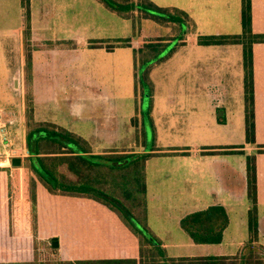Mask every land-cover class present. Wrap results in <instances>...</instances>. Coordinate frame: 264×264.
Returning <instances> with one entry per match:
<instances>
[{"label": "crops", "instance_id": "0c3cea01", "mask_svg": "<svg viewBox=\"0 0 264 264\" xmlns=\"http://www.w3.org/2000/svg\"><path fill=\"white\" fill-rule=\"evenodd\" d=\"M25 1L30 43L35 45L30 52L34 120L52 123L81 137L88 142L91 154L155 153L147 158L142 172L147 222L150 212L158 208L157 203L168 201V217L174 226L166 233L172 239L167 242V238H162L161 243L166 251H188L179 256H231L248 242L247 213L251 202L247 195L245 157L254 154L258 243L264 244V152H258L259 146H264V0H250L251 31L260 40L251 44L254 144L245 141L242 46L197 42L198 36L241 33V0H150L160 7L185 13L182 40L166 60L153 64L150 70L152 74L156 68L166 69L172 64V77L166 83L172 92L159 97L155 87L151 92L155 151L145 150L150 148L146 140L140 142V118L135 124L131 122L140 116L135 96L124 100L110 95L116 98L111 99L97 91L98 79L113 70L112 57L117 56L114 53L128 48L107 47L114 39L130 37L131 25L130 19L117 15L99 0H0V74L5 84L0 85V105L5 104L8 110L12 104L13 93L2 91L9 90L10 83L16 89L12 84L16 80L12 77L15 64L22 52L23 57L26 53ZM115 24L119 28H114ZM171 24L172 38L182 35L180 26ZM131 64L134 69L135 59ZM68 94L75 98L68 99ZM9 122V129L16 131L17 124L20 125L17 119L12 117ZM20 126L21 143L27 152L24 117ZM145 132L149 137L152 130L147 127ZM240 145L243 154L236 152L239 149L235 146ZM205 147H229L230 151L204 154ZM23 157L20 167H9L0 160V167L7 169L0 171V249L7 240L13 247L8 250H16L17 241H26L32 235L14 233L13 199L25 200L23 189L18 195L14 189L23 185L24 174L30 176ZM42 189L37 182L36 191ZM54 198L60 202L55 216L40 212L41 216L52 218L53 227L36 234L38 240L56 238V248L63 258L137 255V238L107 207L86 197ZM213 205L224 207L228 217L222 240L217 244H195L181 229L180 220ZM8 219L11 237H7ZM232 220L235 226L229 231ZM239 231L242 235L236 238Z\"/></svg>", "mask_w": 264, "mask_h": 264}, {"label": "trees", "instance_id": "16d2710c", "mask_svg": "<svg viewBox=\"0 0 264 264\" xmlns=\"http://www.w3.org/2000/svg\"><path fill=\"white\" fill-rule=\"evenodd\" d=\"M106 8L117 15L130 19L133 11H137L138 19L152 20L158 24L177 23L182 35L176 38H160L157 43H145L143 48L134 49L136 84L141 88L138 113L143 127V135L150 127V148L155 151L154 131L150 117L151 86L147 73L153 64L166 60L173 52L185 33V13L177 8L160 7L150 0H99ZM26 6L25 38V68L26 80V125L25 144L28 152V167L30 170L29 198L31 208L36 206V183L39 182L53 195L84 196L95 200L114 212L124 226L137 238L138 250L136 256L120 257H85L63 258L57 248L51 246L52 237L38 240L35 231V215L33 234L26 241H17L16 250H8L7 240L0 249V264H264V254L260 253L254 243L258 242L256 169L255 155H246V185L247 195L251 202L248 210L249 239L240 252L235 255H205L169 257L165 248L146 225L145 182L142 176L144 163L155 153H106L91 154L87 141L74 133L52 123L35 121L33 117V96L31 88V55L28 50L30 40V24L28 3ZM250 0H241V26L239 34L198 36L200 45L240 44L243 61V95L245 141L255 143L254 122V92L251 44L260 41L259 36L251 31ZM264 41V35L262 36ZM117 47H128L129 38L114 39ZM114 47V46H113ZM108 48H112L108 46ZM137 71L139 74H137ZM143 90V91H142ZM148 92V103L144 96ZM146 102V104H145ZM137 109V106H136ZM136 119H134L135 121ZM218 121L223 119L218 118ZM258 152H264V146H259ZM223 148V149H222ZM229 147H205L204 154L216 152L228 153ZM236 152L243 145L235 146ZM222 149L223 151H217ZM233 152V151H231ZM0 171H7L1 168ZM9 191L10 182L7 183ZM119 189L122 197L115 194ZM113 189V190H112ZM139 194L140 196H137ZM131 202V204L129 203ZM129 203V204H128ZM130 205V207L128 206ZM7 213L10 208L8 205ZM9 224V219H8ZM228 224V217L221 205L209 206L204 210L195 211L180 220L181 229L195 244H217L222 240V234ZM7 237H11L10 224ZM2 239V237L0 238ZM264 252V247L259 246Z\"/></svg>", "mask_w": 264, "mask_h": 264}, {"label": "rangeland", "instance_id": "374dc122", "mask_svg": "<svg viewBox=\"0 0 264 264\" xmlns=\"http://www.w3.org/2000/svg\"><path fill=\"white\" fill-rule=\"evenodd\" d=\"M137 14H138L137 11H133V13L131 14L132 18H130V22H131L130 32H129L130 37H128L130 39L129 46H128L129 49L123 48L121 50H118V52L114 53V54L117 53L116 54L117 56L115 57L114 55L112 57V62H114L113 70L110 73L107 72L106 74L101 76L100 80L98 79V88H97L98 93L103 94V96L106 95L111 99H116V98H112L110 95H112L113 97L121 96L122 99L124 100L125 99L132 100L131 97H133L134 95L136 99V106H137L136 112H138V108H139L141 88H140L139 83L136 84V79L134 76V72L136 69L135 67L133 69V66L131 64L134 61V51H132V49L143 48L145 43H149V42L157 43V41H159L158 39L160 38H167V39L172 38V24L171 23L158 24L152 20L144 21V19H138ZM115 27L119 28V25L115 24L114 28ZM109 46L112 47L111 48L112 50L118 48L116 42L114 41H112V44ZM33 47H35V45L33 44L31 45V43L29 42L28 50L30 52ZM24 55H25V52H24ZM117 61H119L118 63L122 65L120 64L115 65L116 64L115 62ZM125 62H128L129 65H126ZM165 67L166 69L156 68L155 70L152 71V74H150V70H151L150 68L149 72L147 73V80L151 86V92H152V87H155L154 91L157 92L158 97L165 96V95L169 96V93L172 92V89L167 85L168 82L170 81V78L172 77V64H168ZM137 74H139L138 71H137ZM12 77L18 80V86L16 87V89H12V85L10 83L9 84L10 89L7 91H2L5 93L6 92H9L11 94L13 93V97H11L12 104L9 106L8 110H6L8 106H6L5 104L2 103L3 106L0 105V107L3 109V111H0V155H1L0 160L2 162L5 161V163H7L9 167H13L11 165V160H9L10 157L20 158L21 155H24L23 157L24 165L28 167V157L29 156L27 152L25 151V149L23 148V145L21 143L22 134H21V129H20L21 128L20 125L22 124V117H24V120L26 122V98L25 97H26V90H27V85H28V81L26 80V68H25V59L23 57V52H22L21 59H19V61L15 64V71ZM3 78L4 76L0 74V85L4 87L5 84L2 81ZM153 83H155V86H153ZM12 84L14 85V83ZM68 93H71V91H68ZM148 95H149L148 92H144V96L147 99L146 100L147 103H148ZM67 98L73 100L75 96L73 94H68ZM160 98L163 99V97H160ZM150 104H151V99H150ZM6 113H8L11 116L7 115ZM12 117H15L17 119V122L20 124V125L17 124L16 131L14 130L11 131V129H9V125H12V122L11 123L9 122V121H12ZM33 117H34V114H33ZM138 118H140V116L134 117V119L136 120L134 121V119H132L131 122L133 124H135V122L137 123ZM26 129H27V125H26ZM139 136H140V142L141 143L144 142L145 138L142 135L141 130L139 131ZM147 143L150 144V136L147 139ZM23 176H24L23 185L18 184V187H16V189L14 190H15L16 195H18V192H20L22 188L24 191L25 200L22 201L21 197H16V199L13 197L14 198L13 199L14 233L17 236L24 235L26 233L33 234L34 215H35V231L36 232L39 231L40 233H42L46 231V229H49V226L53 227V224L51 222L52 218L41 216V214L46 213L50 217L55 216L56 212L60 208L59 207L60 202L54 197H84V196H69V195H53L49 193L48 190L44 186H42L43 188L42 191H39V193L36 191V203H35L36 206H35V212H34V209L31 208L32 206H31L30 198H29L30 176L28 173L27 175L24 174ZM114 191L118 197H122L121 194L119 193V189L114 188ZM137 196H140V195L137 194ZM167 202L165 200H162L160 201V203H157L158 208L150 212L151 218H150L149 224L147 222V217H146V225H147L148 230L156 238H158L160 242L162 238H167L165 239L167 242H169V240L172 239V235L169 233L172 231V227L174 226V224H172V221L168 217L170 216L171 213L167 206L168 204ZM129 203L131 204V202ZM128 206L130 207V205ZM234 226H235V220H232L231 224H229V228H230L229 231L233 230ZM243 227H246V226L244 225ZM166 232H169V233H166ZM241 235L242 234L239 231V233L235 237L240 238ZM56 242H57V247H58L59 242L57 239H56ZM254 245L256 246V248L259 250L261 254L262 253L264 254L262 249H259V246L264 247V244L257 242V243H254ZM187 253L188 251L185 249H179V250L169 249L166 251V254L169 257L170 255L179 256L183 254L185 255Z\"/></svg>", "mask_w": 264, "mask_h": 264}, {"label": "water", "instance_id": "95a60500", "mask_svg": "<svg viewBox=\"0 0 264 264\" xmlns=\"http://www.w3.org/2000/svg\"><path fill=\"white\" fill-rule=\"evenodd\" d=\"M14 84H15V87H17V86H18V80H15V81H14ZM11 165H12L13 167H18V166H20V165H21V159L18 158V157L12 158V159H11ZM51 246H52L53 248H56V247H57V242H56V239H55V238H53V240L51 241Z\"/></svg>", "mask_w": 264, "mask_h": 264}]
</instances>
